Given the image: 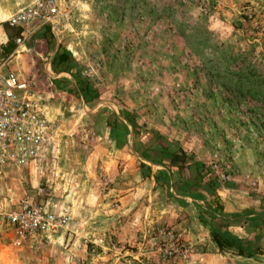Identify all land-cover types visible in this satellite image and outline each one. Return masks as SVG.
<instances>
[{"label":"rangeland","instance_id":"obj_1","mask_svg":"<svg viewBox=\"0 0 264 264\" xmlns=\"http://www.w3.org/2000/svg\"><path fill=\"white\" fill-rule=\"evenodd\" d=\"M31 1L0 0V25ZM57 2L53 22L24 30L17 58L0 45V66L27 81L55 124L39 158L1 177L0 264H264V0ZM52 91L66 94L43 96ZM100 123L130 141L132 171L166 170L169 183L120 207L123 189L112 188L126 179L92 162ZM154 139L172 165L146 157ZM194 164L195 185L181 193ZM39 187L38 201L67 222L16 247L4 215ZM212 232L259 253L220 251Z\"/></svg>","mask_w":264,"mask_h":264},{"label":"built area","instance_id":"obj_2","mask_svg":"<svg viewBox=\"0 0 264 264\" xmlns=\"http://www.w3.org/2000/svg\"><path fill=\"white\" fill-rule=\"evenodd\" d=\"M58 16L57 0H34L12 15V27L28 29L33 22L51 23ZM23 38L16 43L21 46ZM0 66V188L1 177L9 168L23 167L39 158L53 139L55 124L45 115L40 95L13 71ZM46 188L25 195L18 208L4 215L12 225V243L20 247L40 240L44 234H56L67 222L38 201Z\"/></svg>","mask_w":264,"mask_h":264},{"label":"crops","instance_id":"obj_3","mask_svg":"<svg viewBox=\"0 0 264 264\" xmlns=\"http://www.w3.org/2000/svg\"><path fill=\"white\" fill-rule=\"evenodd\" d=\"M2 15H5V12L3 10L1 11L0 9V16ZM1 21H5V20H1ZM21 37H24L23 42L25 43L27 36H25L24 30L20 28L10 27L9 32H6L3 26L0 25V45L5 47V52L9 51L12 45L14 46V50L9 55L13 57V60L17 58L15 56V53L19 52L20 49H22V47L20 48V46H18L20 49L18 51H15L18 48L16 40ZM10 62L13 63V61H10ZM55 93L58 96H62V95L65 96L66 94L61 91L60 92L52 91L50 95L45 93L43 94V96L48 95L47 97L49 99V96L55 97L56 95ZM95 131L97 133V136L95 137L97 143H96V146L94 147V154L91 155V156H94V158L92 159V162H95V165L97 167V162L102 161L103 165L100 166V170H102L103 173L101 172V175L106 174V176L110 180L115 179V181H119V179H121L120 177H123L122 179H126L125 181L123 180L124 182L122 181V184L116 183V185H114L112 188V190L114 191L113 193H115V191L120 192L119 188L123 189L122 193L120 192L121 194L118 197V201L120 202L119 206L126 209L128 206H130L129 203L138 204L135 201L139 199L146 201L147 197L148 199H150L152 193L155 192L154 191L156 189L155 187L157 186L156 179L154 178L153 175L149 174V172H145L144 170H141V169H137L136 171L131 170L132 169L131 161H132V158H134L133 157L134 153L132 151V146L130 144V141L127 140V142H125L123 139L114 137L112 129H110V127L104 126L101 123L100 125H98L97 128H95ZM117 167H119L118 170H116ZM97 170L98 169L96 168L95 171ZM10 172H11L10 169L7 170V173H10ZM131 179L136 180V182L135 183L131 182ZM240 207L241 206H237V207L235 206L234 208L230 210H226V211L235 212V211H238ZM219 218L224 219L222 216L214 217L215 220H218ZM230 228H232L231 225H229V227H226L224 229L229 230Z\"/></svg>","mask_w":264,"mask_h":264},{"label":"trees","instance_id":"obj_4","mask_svg":"<svg viewBox=\"0 0 264 264\" xmlns=\"http://www.w3.org/2000/svg\"><path fill=\"white\" fill-rule=\"evenodd\" d=\"M4 30L6 32H9V24L3 23L2 24ZM62 61L64 60V57L62 56ZM160 139H154V142L151 143L145 150V155L148 159L152 160L153 163L157 165L163 166L164 161L168 160L169 164L172 165L174 163V154L172 152H169L167 147L163 146V144L159 143ZM144 166V164H141ZM181 170L185 169L182 165L178 166ZM198 165L194 164L190 168H188L189 172V177H187L183 181V185L180 188V192L184 193L187 191H190L192 186L195 185V179L197 177L196 171ZM161 177H166L164 178L165 183H169L171 179V174H169L168 171L164 170L163 174H160V176H156V181L159 183V180ZM212 240L216 243L217 247L219 248L220 251L226 250V249H231L235 248L237 250L236 255L238 256H251L253 254H258V250L255 252H247L244 247H248L252 245V242L250 241H243L240 240L234 236H232L228 232H212Z\"/></svg>","mask_w":264,"mask_h":264}]
</instances>
